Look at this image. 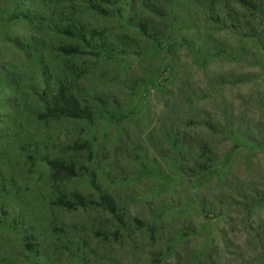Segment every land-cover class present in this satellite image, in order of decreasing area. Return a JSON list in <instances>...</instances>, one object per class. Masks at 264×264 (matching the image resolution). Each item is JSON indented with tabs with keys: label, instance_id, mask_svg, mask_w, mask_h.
<instances>
[{
	"label": "rangeland",
	"instance_id": "obj_1",
	"mask_svg": "<svg viewBox=\"0 0 264 264\" xmlns=\"http://www.w3.org/2000/svg\"><path fill=\"white\" fill-rule=\"evenodd\" d=\"M0 264H264V0H0Z\"/></svg>",
	"mask_w": 264,
	"mask_h": 264
},
{
	"label": "trees",
	"instance_id": "obj_2",
	"mask_svg": "<svg viewBox=\"0 0 264 264\" xmlns=\"http://www.w3.org/2000/svg\"><path fill=\"white\" fill-rule=\"evenodd\" d=\"M141 28V27H140ZM67 34H77L79 38L83 39L84 42L87 40V34L85 32H74L73 30L66 29ZM92 38L97 37V31L89 32ZM99 40L101 38L98 37ZM89 43V42H88ZM61 50L66 55H77L82 52L79 45H66L62 46ZM44 111L42 117L46 120L49 119H93L92 110L84 104L80 97L73 91V87L67 83H61L58 89L52 93L44 102ZM49 169L53 172L54 176H75L78 172L77 165L69 158L65 157H45ZM57 204L68 209H74L78 207H87L88 205L94 204L86 195L80 192H72L70 194H63L58 197ZM95 204L101 206L105 211L109 212L113 216L117 217L121 221L125 218V215L120 210V207L114 198V196L108 192H100L98 200ZM35 239V235L30 236ZM29 244V243H28Z\"/></svg>",
	"mask_w": 264,
	"mask_h": 264
}]
</instances>
